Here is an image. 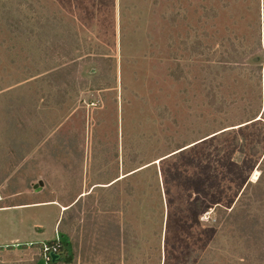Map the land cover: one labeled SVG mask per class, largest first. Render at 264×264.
I'll return each mask as SVG.
<instances>
[{
  "label": "rangeland",
  "instance_id": "374dc122",
  "mask_svg": "<svg viewBox=\"0 0 264 264\" xmlns=\"http://www.w3.org/2000/svg\"><path fill=\"white\" fill-rule=\"evenodd\" d=\"M0 195V264H264V0H0Z\"/></svg>",
  "mask_w": 264,
  "mask_h": 264
},
{
  "label": "built area",
  "instance_id": "2783aa9c",
  "mask_svg": "<svg viewBox=\"0 0 264 264\" xmlns=\"http://www.w3.org/2000/svg\"><path fill=\"white\" fill-rule=\"evenodd\" d=\"M2 201V197L0 195V202ZM60 239L58 235L55 236L53 240L50 242H39L40 246L37 247V254L40 258V263L41 264H52L53 262L51 261V253H57L59 254L60 250ZM30 245L32 244L29 243ZM60 255V254H59Z\"/></svg>",
  "mask_w": 264,
  "mask_h": 264
},
{
  "label": "trees",
  "instance_id": "16d2710c",
  "mask_svg": "<svg viewBox=\"0 0 264 264\" xmlns=\"http://www.w3.org/2000/svg\"><path fill=\"white\" fill-rule=\"evenodd\" d=\"M50 242V241H49ZM23 246H25V244L23 245ZM31 246L32 247H39L40 246V243L39 242H37V243H34V242H32V244H31ZM68 250V252H66ZM59 254H60V258L58 259V260H56L55 262H53L52 264H59V263H61V262H67V257L68 256H70V252H69V249H68V244H67V241H61L60 242V250H59ZM62 254H64V259L63 258H61V255ZM38 260H39V264H41L40 263V258L38 257Z\"/></svg>",
  "mask_w": 264,
  "mask_h": 264
},
{
  "label": "water",
  "instance_id": "95a60500",
  "mask_svg": "<svg viewBox=\"0 0 264 264\" xmlns=\"http://www.w3.org/2000/svg\"><path fill=\"white\" fill-rule=\"evenodd\" d=\"M33 187H34V189H38L39 188L38 184H34ZM50 256H51V261L52 262H55L56 260H58L60 258V255L57 254V253H51ZM69 259H70V257H67V261Z\"/></svg>",
  "mask_w": 264,
  "mask_h": 264
},
{
  "label": "bare ground",
  "instance_id": "6f19581e",
  "mask_svg": "<svg viewBox=\"0 0 264 264\" xmlns=\"http://www.w3.org/2000/svg\"><path fill=\"white\" fill-rule=\"evenodd\" d=\"M0 209H3V208H0ZM63 209H65V208L63 207Z\"/></svg>",
  "mask_w": 264,
  "mask_h": 264
}]
</instances>
